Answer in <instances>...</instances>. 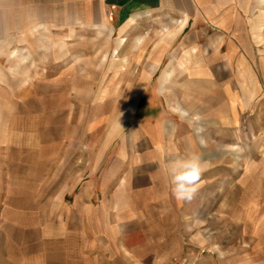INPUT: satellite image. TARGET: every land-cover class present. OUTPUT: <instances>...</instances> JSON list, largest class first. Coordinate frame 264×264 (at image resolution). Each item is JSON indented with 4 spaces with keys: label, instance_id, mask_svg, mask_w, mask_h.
<instances>
[{
    "label": "rangeland",
    "instance_id": "374dc122",
    "mask_svg": "<svg viewBox=\"0 0 264 264\" xmlns=\"http://www.w3.org/2000/svg\"><path fill=\"white\" fill-rule=\"evenodd\" d=\"M263 8L242 23L253 37L238 68L237 53L154 56L183 36L150 17L126 31L2 13L0 264H264ZM163 57L184 68L160 86L164 118L152 120L166 169L205 162L190 202L131 170L155 148L136 109ZM217 61L224 70L200 69Z\"/></svg>",
    "mask_w": 264,
    "mask_h": 264
},
{
    "label": "crops",
    "instance_id": "0c3cea01",
    "mask_svg": "<svg viewBox=\"0 0 264 264\" xmlns=\"http://www.w3.org/2000/svg\"><path fill=\"white\" fill-rule=\"evenodd\" d=\"M260 5H264V0H0V20H2L1 14L4 13L10 14V19L16 22L17 18L13 17V14L16 15L18 12L25 14L26 17L22 19L24 21H33L35 18L42 22L93 24L107 19L114 25L117 22L121 23L122 27L126 25V31H131L135 27L137 28L139 21L150 17L154 22L168 23L170 29L176 30L177 35L183 36L178 51L174 47L153 46L154 56L175 53V56L181 54L183 55L182 59H185L187 54L206 56L237 53L239 55L237 64L239 65H233V68H238L240 61L243 64L246 63L244 59L240 58L241 54L251 52L245 48V40L253 37L251 33H245L246 29L242 23L255 21L256 18L253 16L255 17L256 9ZM4 7H7L8 10ZM252 52L254 53L255 50ZM247 58L250 61L248 56ZM168 59L171 58L168 57ZM175 60L169 62L163 57L162 63L153 62V68L166 72L163 77L160 76L163 78L162 81L158 79L156 82L150 83L147 92L144 91L141 95L148 100L146 107L138 104L136 109L141 119H150L147 120V126H143L144 133L147 134V137L144 135V138L155 146L154 149L146 148L143 143L142 148L144 149L142 150L144 151L139 154H143L142 160L134 161L131 165L133 176L144 181L142 186L144 188L151 187V184L158 189L171 188L170 177L166 169L167 163L163 160L164 156L160 151L165 143L166 130L163 124L155 123V120L152 119L164 118L162 103L164 101H161L164 89L160 86L164 87L168 85L166 84L168 81H172L169 77L170 71L184 68L183 65H180L183 63ZM206 64V66L198 65L197 68L200 66V69L224 70V66L218 61L212 66ZM166 117L168 118L167 115ZM143 152L148 155L152 153L153 155L149 157L151 159L145 161ZM125 164L129 163L120 162V166H125ZM123 178L127 179V175H124Z\"/></svg>",
    "mask_w": 264,
    "mask_h": 264
},
{
    "label": "clouds",
    "instance_id": "9594fccd",
    "mask_svg": "<svg viewBox=\"0 0 264 264\" xmlns=\"http://www.w3.org/2000/svg\"><path fill=\"white\" fill-rule=\"evenodd\" d=\"M199 131H203L200 129ZM201 143H204L201 139ZM168 175L171 190L178 201L190 202L198 191L199 181L206 170L205 162L199 154H192L187 158L169 161Z\"/></svg>",
    "mask_w": 264,
    "mask_h": 264
}]
</instances>
